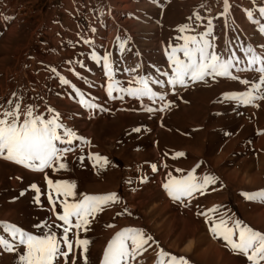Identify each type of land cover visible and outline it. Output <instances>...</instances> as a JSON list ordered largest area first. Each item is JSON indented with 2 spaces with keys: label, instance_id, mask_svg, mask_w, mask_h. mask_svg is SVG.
Segmentation results:
<instances>
[{
  "label": "rangeland",
  "instance_id": "obj_1",
  "mask_svg": "<svg viewBox=\"0 0 264 264\" xmlns=\"http://www.w3.org/2000/svg\"><path fill=\"white\" fill-rule=\"evenodd\" d=\"M228 5L225 13L224 0H0V111L17 98L22 111L33 105L48 115L51 107L82 138L63 145L70 149L63 159L66 169L41 173L0 158V221L42 234L35 225L52 224L54 218L47 176L75 183L69 202L111 192L119 197L89 217L88 231L79 233L90 241L88 264H100L108 242L127 227L142 229L159 245H145L128 264H157L161 249L188 264H247L212 235L197 212L216 208L208 213L213 219L223 214L264 232V202L242 195L264 190V100L248 105L226 100L225 92L251 88L227 77L173 89L161 75L169 70L166 47L182 44L184 35L199 38L211 21L205 39L213 50L232 59L233 75L258 83L259 65L247 70V59L249 48L264 55V0H228ZM183 25L189 27L181 33ZM141 78L165 100L137 99L118 90L139 86ZM158 79L163 86L154 83ZM110 83L115 98L107 94ZM177 152L184 155L177 157ZM96 154L108 163L101 166L91 158ZM197 164L196 175H211L216 183L204 195L185 200V207L162 184L169 173L179 177ZM51 195L59 204L62 197ZM52 231L62 238V229ZM0 238L23 251L2 224ZM0 264H19L17 253L0 247Z\"/></svg>",
  "mask_w": 264,
  "mask_h": 264
},
{
  "label": "snow or ice",
  "instance_id": "obj_2",
  "mask_svg": "<svg viewBox=\"0 0 264 264\" xmlns=\"http://www.w3.org/2000/svg\"><path fill=\"white\" fill-rule=\"evenodd\" d=\"M228 0H224V11H228ZM264 13V8L260 9ZM251 17V13L248 14ZM188 25L179 27V31L184 33L188 30ZM260 31L264 33V27ZM211 32V21H209L208 31L200 35L199 38L194 35H184L181 37L183 43L180 45H168L165 49V55L168 61V71L161 73L167 77L166 84L173 89L177 85L187 87L188 82L205 81L206 77H227L233 81L239 80L241 84L249 85L251 88L245 92H225L223 96L226 100L237 101L241 104H253L256 100H264V55H257L253 49L249 48L251 55L247 59L248 69L253 65H259L255 69L259 73L258 83H252L247 79H240L239 76L231 72L233 61L231 58L222 59L221 56L213 50L211 43L205 39ZM87 43V41H86ZM170 49V51L168 50ZM178 53L183 54V59ZM238 63V62H237ZM103 66L107 72L110 70L109 57H103ZM55 71V69H53ZM67 84V80H63ZM162 86L164 81L156 80ZM139 86L132 88H120L119 91L126 92L137 99L148 97L149 99L159 98L164 101L165 95L158 94L149 86V82L141 78L137 81ZM114 85L108 84V96L113 97ZM258 93V94H255ZM15 96V93H13ZM115 98V97H113ZM123 99V97H120ZM11 107L0 111V158L14 162L26 169L37 172H45L53 169H66L67 165L63 162L64 156L70 151L68 147L73 140L82 139L76 133L68 128L62 119V114L51 107L46 108L48 115H42L33 105H27L22 108V101L17 98L16 101L7 102ZM164 107H169L165 104ZM161 111L163 109H160ZM147 112H153L154 109L147 108ZM134 131L139 132L136 128ZM85 143H89L87 140ZM177 157L184 153L177 152ZM101 166L108 163L106 157L96 154L91 157ZM82 159V158H81ZM201 167L200 164L182 174L179 177L172 176L162 184L166 194L173 200L188 206L185 200L191 201L196 194L204 195L205 190L216 183V178L211 175H204L202 178L196 175V170ZM153 172L157 171V165L152 164ZM177 171H181L177 169ZM50 194L48 201L51 205L50 211L53 212V223L37 224L35 227L41 229L40 235L32 234L11 222L0 221L4 229L10 233L13 239H18L19 246L23 251H18L17 246L4 238H0V247L6 251L16 252L19 264H76L77 258H82V264H88L87 251L90 241L81 239L79 233L81 230L88 231L90 221L89 217L97 211H103L104 207L116 203L119 200L117 193L111 192L103 195H83L82 199L75 202H69V197L76 194L74 182L65 180H52L45 176ZM31 187L37 193L40 189L36 184ZM215 190V189H213ZM54 191L57 198L60 199L57 204L51 192ZM23 195V193H21ZM250 201L260 200L264 202V190H258L253 193H242ZM36 202L39 203V195L36 196ZM216 208L209 209L208 212H197V215L205 217V223L209 225V231L214 237L222 238L225 246L233 254L242 256L247 264H264V232L254 230L252 227L244 224L239 219L225 218L221 214L213 219L209 212L215 213ZM119 215V213H118ZM131 215V213H129ZM59 221L61 223H56ZM62 229V238L58 237L52 228ZM113 227V225H109ZM44 228L48 231L44 232ZM71 233V236L69 235ZM156 243L153 236L148 235L142 229L127 227L115 233L104 249L103 258L100 264H128V261L135 260L137 255L145 249V245ZM77 253L73 254V248ZM160 259L157 264H188V261L180 256L171 255L163 249L159 252ZM167 257V261L163 258Z\"/></svg>",
  "mask_w": 264,
  "mask_h": 264
},
{
  "label": "bare ground",
  "instance_id": "obj_3",
  "mask_svg": "<svg viewBox=\"0 0 264 264\" xmlns=\"http://www.w3.org/2000/svg\"><path fill=\"white\" fill-rule=\"evenodd\" d=\"M123 10V9H122Z\"/></svg>",
  "mask_w": 264,
  "mask_h": 264
}]
</instances>
